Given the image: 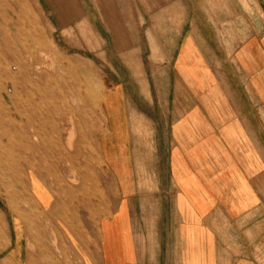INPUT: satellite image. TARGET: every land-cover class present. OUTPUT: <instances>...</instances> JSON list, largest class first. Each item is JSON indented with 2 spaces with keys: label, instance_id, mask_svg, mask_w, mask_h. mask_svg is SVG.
Returning a JSON list of instances; mask_svg holds the SVG:
<instances>
[{
  "label": "rangeland",
  "instance_id": "1",
  "mask_svg": "<svg viewBox=\"0 0 264 264\" xmlns=\"http://www.w3.org/2000/svg\"><path fill=\"white\" fill-rule=\"evenodd\" d=\"M251 1L255 3L256 0ZM79 2L80 0H0V36L17 35L21 42L16 45L18 50L21 51L24 47L29 51L3 59L0 44V133H10L14 143L8 146L5 140L2 142L0 139V248L17 237L13 223L17 219L30 229V234H34L32 237L73 239L76 202V198H73L75 194L71 193L73 188L75 191L79 190L81 205L82 200L86 203V199L81 197L82 192L89 195L93 190L110 193L114 183V203L117 205L119 193L116 181L95 148L96 137L102 131L101 138L110 137L111 119H107L105 111V99L110 94H114L112 106L113 110H117L113 123L116 127L125 126L129 135L127 142L131 147L130 168L136 180L134 186L139 192L155 191L153 176L156 167L164 177L170 174V164L166 160L170 157V144L174 137L172 113L187 110V95H193L189 98L195 110L208 108L210 102L209 110L217 112L216 105L222 98V92L229 91V87L225 86L228 85L230 74L223 64L227 62L231 72L238 75L235 53L247 40L242 37L243 28L247 32L257 29L255 18L248 10L251 5L249 0H129L131 4L126 6L75 7L74 4ZM261 7L264 8V3ZM260 24L262 29L264 23ZM186 48L189 52L188 56L185 54V58L188 57L187 64L195 53L199 58L195 61L197 68L208 67V71L198 72L200 77L204 76L203 72L209 77L208 86L201 85V81L194 87L184 85L183 82L187 79L186 59L185 65L180 66L178 58ZM190 72L189 75L192 73ZM30 78L38 80L40 88L46 92L50 90L53 96L47 106L44 104V120L51 122H47L45 128L50 141L56 142L61 137V144L69 151L68 154L73 152L74 143L79 145L80 155L74 168L80 165V174L86 170L87 172L82 174L83 178L75 176V182L71 172L66 169L64 160L59 159L55 147L52 146L53 151L46 153L38 145V141L32 139V125L28 116L18 117L15 114L16 108L25 107L29 101L26 95L31 88L27 85L23 88L21 84ZM74 82H80V87H74ZM18 95L21 97L18 98ZM16 97L19 101H16ZM54 106L57 116L52 119L55 112L51 116L46 112L51 111ZM71 109L73 112H70ZM3 112L6 113L4 119ZM156 153L161 159L160 163L156 160ZM40 155H43L45 163L41 161ZM71 161H75L74 154L68 157V162ZM37 174L41 175L38 176L42 180L39 182L42 185L46 183L45 189L50 191V206L61 209L63 216L35 215L37 211L34 208L40 204L34 201L36 199L31 193L30 184L31 176ZM148 175L152 176V181L145 183L144 176ZM110 180L114 182L109 183ZM161 188L169 191V183H159V190ZM28 206V212H32L34 216L22 214L24 212L19 210ZM44 216L46 217L43 219ZM68 221H71V225ZM40 257L42 258L35 260H46L44 256Z\"/></svg>",
  "mask_w": 264,
  "mask_h": 264
},
{
  "label": "crops",
  "instance_id": "2",
  "mask_svg": "<svg viewBox=\"0 0 264 264\" xmlns=\"http://www.w3.org/2000/svg\"><path fill=\"white\" fill-rule=\"evenodd\" d=\"M126 1L80 0L74 6L131 4ZM256 1L249 0L248 10L257 29L243 28L247 40L235 53L238 75L223 64L230 74L225 86L229 91L222 92L218 111L209 110L210 102L208 108L195 110L189 98L193 95H187V110L172 113L174 137L166 160L170 174L164 177L156 167L155 191L139 192L134 186L129 135L125 126L113 123L117 110L110 94L105 99L110 137L101 138L102 131L95 148L116 181L117 205L113 180L110 193L82 192L88 203L82 200L81 205L77 189L73 239L35 238L20 219L14 220L17 237L0 248V264H264V0ZM185 54L188 48L178 58L180 66L186 59L184 85L194 87L201 81L208 86L209 77L198 74L208 67L197 68L195 53L187 64ZM155 157L160 163L157 153ZM144 181H152V176H144ZM159 183H169V191L159 190ZM30 187L40 204L35 215H61ZM40 256L46 260H35Z\"/></svg>",
  "mask_w": 264,
  "mask_h": 264
},
{
  "label": "bare ground",
  "instance_id": "3",
  "mask_svg": "<svg viewBox=\"0 0 264 264\" xmlns=\"http://www.w3.org/2000/svg\"><path fill=\"white\" fill-rule=\"evenodd\" d=\"M14 24V23H13ZM0 44H1V51H2V56L4 57L3 59H6V58H13V57H15L16 56V54L17 53H20V52H22V53H29V51L25 48L24 49V47H22V49H21V51H19L18 50V48L16 47V45L17 44H19V42H20V39L19 38H17V35H16V37L14 36V37H12V36H10V35H2V36H0ZM21 43V42H20ZM25 44V43H24ZM26 45V44H25ZM18 46V45H17ZM20 46H22L21 44H20ZM15 59V58H14ZM19 59V58H18ZM16 60H17V58H16ZM4 61V60H3ZM17 62V61H16ZM18 62H19V60H18ZM2 63H5V62H2ZM17 64V63H16ZM15 64V65H16ZM14 65V64H13ZM5 66H7V65H5ZM18 66H19V64H18ZM17 67V66H16ZM70 67V66H69ZM3 68V67H2ZM1 68V69H2ZM4 68H6V67H4ZM19 68V67H18ZM17 68V69H18ZM24 68V67H23ZM8 69H9V66H8ZM8 69H6V70H8ZM28 69H31V68H28ZM67 69V68H66ZM4 70V69H3ZM14 70V69H13ZM19 70V69H18ZM32 70V69H31ZM41 70H43V69H41ZM14 71H16V70H14ZM77 73V72H76ZM79 74V73H78ZM20 75V74H19ZM2 76V75H1ZM77 76V75H76ZM81 77V76H80ZM48 78V77H47ZM50 78H51V76H50ZM76 78V77H75ZM54 79H56V78H54ZM79 79V78H78ZM82 79V78H81ZM46 80V79H45ZM57 80V79H56ZM55 80V81H56ZM4 81V80H3ZM47 81V80H46ZM45 81V82H46ZM61 81V80H60ZM48 82V81H47ZM13 83H15V82H13ZM22 86L21 87H26L25 85H27V87L29 86L31 89L28 91V94L26 95V97H28V102H27V100L26 99H23L24 101L26 100V102H27V105L25 106V107H22L21 109H15L16 111H15V114H16V116H18V117H21V116H28V118L30 119V125H32L31 127H32V139L33 140H36V141H38L37 143H38V145H40L44 150H45V152L47 151V152H52L53 151V148H52V146L53 147H55V149H56V153L59 155V159L61 160V161H63L64 160V162H65V166H66V169L68 170V172H71V174L73 175V178L75 177V176H81V178H83V176L85 175V173L87 172V170H86V172L85 173H82V174H84V175H82V174H80V171H79V167H80V165H78L79 167V169L78 168H74V167H76V162L78 161L77 159H78V157H79V155H80V151H79V145H78V143H74L73 145V152H70V154H68L69 153V151L67 152L65 149L66 148H64L63 146V144H61V140H60V138H58V139H56V137H55V139L57 140L56 142H52V141H50V139H49V137H48V135H47V131L45 130V128H46V123L48 122H46L44 119H45V117H44V110H46L44 107H45V105L47 106L48 105V102L49 101H51L50 100V98L52 99V95H51V91L49 90V91H44V90H42L41 88H40V85H39V82H38V80H35V79H26V80H24L23 81V83L21 84ZM47 85H48V83H47ZM72 85L74 86V87H80V85H81V83L80 82H74V83H72ZM83 85V84H82ZM14 86H16V85H14ZM0 87H2V85H0ZM13 87V86H12ZM20 87V86H19ZM20 87V88H21ZM53 87H54V85H53ZM69 88V87H68ZM12 89H14V88H12ZM62 89V88H61ZM67 90V89H66ZM15 92V91H14ZM13 92V93H14ZM72 92V91H71ZM19 93V92H18ZM73 93V92H72ZM16 94V93H15ZM22 95H24V94H22ZM69 95H71V94H69ZM62 96V95H61ZM72 96V95H71ZM19 97H21V96H19L18 95V98ZM35 97H36V100H35ZM73 97H75L74 95H73ZM77 98V97H76ZM78 99V98H77ZM76 99V100H77ZM82 100V99H81ZM81 100H79L80 102H81ZM16 101H19V100H17V97H16ZM22 101V100H21ZM23 102V101H22ZM26 102H24V104L23 105H25V103ZM66 103V102H65ZM68 103V102H67ZM45 104V105H44ZM70 104V103H69ZM16 105V104H15ZM65 105V104H64ZM67 105V104H66ZM17 106V105H16ZM20 106H21V103H20ZM68 106V105H67ZM82 106V105H81ZM79 107V106H78ZM66 108V107H65ZM68 108V107H67ZM66 108V109H67ZM73 108V107H72ZM80 108V107H79ZM78 108V109H79ZM65 109V110H66ZM58 110V109H57ZM69 110V109H68ZM72 110V109H71ZM77 110V109H76ZM75 110V111H76ZM55 112V115H53V118L52 119H54V116H57L56 115V107L54 106L53 107V109L51 110V111H48L47 110V114L49 113V115L51 116L53 113ZM60 112H61V110H60ZM70 112H73V110L72 111H70ZM80 113V112H79ZM5 112H3V114H2V118L4 119V116H5ZM47 114H46V116H47ZM71 114V113H70ZM69 114V115H70ZM78 114V113H77ZM79 115V114H78ZM77 116V115H76ZM8 117H9V115H8ZM9 118H11V117H9ZM47 118V117H46ZM55 119H57L56 117H55ZM73 119V118H72ZM88 119V118H87ZM19 120H21V119H19ZM1 121H3L2 119H1ZM79 121V120H78ZM12 122V121H11ZM55 122V121H54ZM74 122V121H73ZM25 123H26V121H25ZM49 124L51 123V122H48ZM57 123V122H56ZM88 123H90L89 121H88ZM18 124H19V121H18ZM27 124H29V123H27ZM26 124V125H27ZM75 124V123H74ZM79 124V123H78ZM82 124V123H81ZM9 125V124H8ZM10 125H12V124H10ZM52 125H53V123H52ZM6 126H7V124H6ZM28 126V125H27ZM54 126V125H53ZM53 126H52V128H53ZM79 126V125H78ZM77 126V127H78ZM12 127H13V125H12ZM25 127V126H24ZM82 128V126H79V128ZM22 129H23V126L21 127ZM29 129H30V127H29ZM50 129V128H49ZM12 130V129H11ZM31 130V129H30ZM82 130V129H81ZM75 132H76V130H75ZM31 132H29V134H30ZM50 133V132H49ZM25 134H28V133H25ZM25 134H23V135H25ZM28 134V135H29ZM54 134H55V132H54ZM59 134V133H58ZM77 135H78V133H76ZM60 136V135H59ZM30 137V136H29ZM78 138V137H77ZM0 139H1V141L3 142V140H5V142H6V144L9 146H11V145H14V143H13V141H12V139H11V135H10V133H6L5 131H1V133H0ZM54 139V138H53ZM79 139V138H78ZM52 140V139H51ZM31 141V140H30ZM27 143V142H26ZM33 143H34V141H33ZM35 144V143H34ZM27 145V144H26ZM37 145V146H38ZM63 145V146H62ZM81 146H82V144H81ZM31 147V146H30ZM30 147H29V149H30ZM36 150H37V148H36ZM39 150V149H38ZM37 152V151H36ZM46 152V153H47ZM27 154H28V152H26ZM41 153V152H40ZM45 153V154H46ZM48 153V154H49ZM83 153V152H82ZM35 154V153H34ZM42 154V153H41ZM44 154V153H43ZM44 154V155H45ZM75 155V161L72 163V161H71V163L70 162H68V157H69V155L71 156V155ZM36 155V154H35ZM52 155H53V153H52ZM83 155V154H82ZM41 157L43 156V155H40ZM50 156V155H49ZM54 156V155H53ZM3 157V156H2ZM41 157H39V158H41ZM56 157H58V156H56ZM81 157V156H80ZM43 159H44V157H42V160L41 161H43ZM48 159V158H47ZM47 159H45V160H47ZM58 159V161H60ZM51 160V159H50ZM27 162H28V160H27ZM44 162V161H43ZM53 162H55L54 160H53ZM40 163V162H39ZM38 163V164H39ZM45 163V162H44ZM51 163V162H50ZM78 163V162H77ZM84 163V162H83ZM47 164H49V163H47ZM46 164V165H47ZM54 164V163H53ZM81 164V163H80ZM25 165H26V163H25ZM59 165V164H58ZM57 165V166H58ZM87 165V164H86ZM32 163H31V165H30V167L32 168ZM12 167V166H11ZM37 167H38V165H37ZM51 167H53V165L52 166H50V168ZM55 167H56V165H55ZM82 167V166H81ZM86 167V166H85ZM39 168V167H38ZM37 168V169H38ZM44 167H42V169H43ZM90 168V167H89ZM55 169V168H54ZM58 169V168H57ZM8 170H9V168H8ZM32 170V169H31ZM40 170V169H39ZM46 170V169H45ZM48 170V169H47ZM82 170V169H81ZM38 171V170H37ZM57 171V170H56ZM83 171V170H82ZM16 172H18V171H16ZM48 172V171H47ZM59 172V171H58ZM73 172V173H72ZM41 173V172H40ZM55 173V172H54ZM90 173V172H89ZM2 174V173H1ZM47 174V173H46ZM49 174L52 176L53 175V173H51L50 171H49ZM91 174V173H90ZM55 176H57V175H55ZM86 176H87V174H86ZM90 176V178H92V180L94 179L91 175H89ZM49 177V176H48ZM53 177H54V175H53ZM58 177H60V176H58ZM63 177V176H62ZM18 178V177H17ZM86 178V177H85ZM84 178V179H85ZM49 179V178H48ZM55 179V178H54ZM61 179V178H60ZM14 180V179H13ZM47 180V179H46ZM62 180V179H61ZM63 180H65V179H63ZM87 180H89V179H87ZM31 181H32V187H33V190H34V192H35V194L39 197V199L41 200V202L45 205V206H47V205H50L51 204V200H52V198L50 197V195L48 194V192H47V190L45 189V187L39 182V180H37V178L34 176V175H32L31 176ZM48 181V180H47ZM54 181V180H53ZM76 181V178H74V182ZM95 181V180H94ZM93 181V182H94ZM14 182H15V180H14ZM28 182V181H27ZM55 182H57L58 183V181H55ZM54 182V183H55ZM60 182V181H59ZM65 182V181H64ZM63 182V183H64ZM49 183V182H48ZM53 183V184H54ZM72 183V182H71ZM85 183V182H84ZM87 183V182H86ZM19 184V183H18ZM46 184V183H45ZM51 184V183H50ZM52 184V186H54ZM55 185H56V183H55ZM59 184H57V186H58ZM82 185H83V183H82ZM49 186V184L47 185V187ZM59 186H61V184L59 185ZM21 187V186H20ZM73 187V186H72ZM49 188V187H48ZM52 188H54V187H52ZM22 189V188H21ZM28 189V188H27ZM63 189H65V188H63ZM68 189V188H67ZM66 189V190H67ZM24 192V191H23ZM25 192H28V190L27 191H25ZM75 188H73V192H71V193H74L75 194ZM32 193V192H31ZM18 194V193H17ZM55 194V193H54ZM64 194V193H63ZM66 194V193H65ZM69 194V193H68ZM29 195V194H28ZM33 195V194H32ZM56 195V194H55ZM54 195V196H55ZM58 195V194H57ZM67 195V194H66ZM96 195V194H95ZM100 195V194H99ZM22 196V195H21ZM34 196V195H33ZM64 197V196H63ZM66 197V196H65ZM16 198V197H15ZM60 198V197H59ZM73 198H75V196L73 197ZM77 198V197H76ZM19 199H20V197H19ZM22 199V198H21ZM29 199V198H28ZM24 200V199H23ZM63 200V199H62ZM25 201V200H24ZM34 201H36V200H34ZM71 201V200H70ZM5 202H7V201H5ZM60 202H61V200H60ZM86 202L88 203V201L86 200ZM20 203H22V201L20 202ZM20 203H19V205H20ZM33 203V202H32ZM36 203V202H35ZM27 204H29V202L27 203ZM30 204H31V202H30ZM62 204H63V201H62ZM39 205V204H38ZM27 206V205H26ZM34 207H35V205H33ZM40 206V205H39ZM8 207H9V205H8ZM56 207L57 206H55L53 209H55V211H56ZM86 208V207H85ZM88 208V207H87ZM9 209V208H8ZM31 209L33 210V208L31 207ZM35 209V208H34ZM40 209V208H39ZM52 209V210H53ZM58 209V208H57ZM28 210H29V206H28ZM41 210V209H40ZM51 210V209H50ZM59 210V209H58ZM61 210V209H60ZM23 211V210H22ZM10 212H12V211H10ZM24 212V211H23ZM47 212V211H46ZM51 212H53V211H51ZM19 213V212H18ZM21 213V212H20ZM30 212H28L27 213V215L29 214ZM16 214V213H15ZM23 214V213H22ZM22 214H21V218H22ZM25 214V213H24ZM32 214V213H31ZM40 214V213H39ZM42 214V213H41ZM49 214H50V212H49ZM52 214V213H51ZM12 215V214H11ZM36 215H37V213H36ZM43 215V214H42ZM16 216V215H15ZM18 216V215H17ZM31 216V215H30ZM33 216H34V214H33ZM61 216H63V214H61ZM20 216H18V218H19ZM27 217V216H26ZM29 217V216H28ZM46 216H44L43 217V219L45 218ZM39 218V217H38ZM28 219V218H27ZM48 219V218H47ZM46 219V220H47ZM30 220V219H29ZM28 220V221H29ZM32 220H34L33 219V217H32ZM32 220H31V222H32ZM39 220H40V218H39ZM61 220H62V218H61ZM25 221V220H24ZM77 221V220H76ZM69 222V224L71 223V221H68ZM68 222H66V223H68ZM77 223H78V221H77ZM76 223V224H77ZM30 224V223H29ZM34 224H36L35 222H34ZM65 225V224H64ZM71 225V224H70ZM1 226V225H0ZM77 226H78V224H77ZM34 227V226H33ZM32 227V228H33ZM68 227V226H67ZM73 227V226H72ZM25 229L27 228V226L25 225V227H24ZM36 229H37V227H35ZM43 228H45V227H43ZM42 228V229H43ZM75 228H78V227H74V229ZM3 229H4V225H3ZM34 229V228H33ZM73 229V228H72ZM8 229H6V231H7ZM28 230V229H27ZM38 230V229H37ZM9 231V230H8ZM33 231H35V230H33ZM32 231V232H33ZM42 231V230H41ZM71 231V230H70ZM73 231V230H72ZM79 231V230H78ZM29 232V231H28ZM3 233H5V232H3ZM25 233V232H24ZM30 233V232H29ZM5 234H3V236H4ZM30 235V234H29ZM33 236H34V234H33ZM43 236V235H42ZM6 236H4V238H5ZM31 238V237H30ZM8 239V238H7ZM2 241H5V240H3L2 239ZM9 243H10V241H9ZM3 244V243H2ZM4 246H5V244H4ZM7 246V245H6ZM41 259V258H40ZM7 260V259H6ZM3 262V261H2ZM9 264H10V262H9Z\"/></svg>",
  "mask_w": 264,
  "mask_h": 264
}]
</instances>
